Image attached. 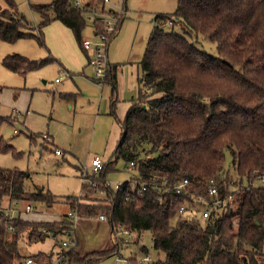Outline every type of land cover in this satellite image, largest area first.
<instances>
[{"label":"trees","instance_id":"trees-1","mask_svg":"<svg viewBox=\"0 0 264 264\" xmlns=\"http://www.w3.org/2000/svg\"><path fill=\"white\" fill-rule=\"evenodd\" d=\"M7 1L10 7L0 9V43L35 37L44 44L43 28L59 20L87 51L85 16L72 7V0L33 5L43 17L38 28L16 11L14 0ZM92 2L93 8L106 10L104 0ZM169 19L181 32L158 24ZM94 24L96 33L104 31L100 21ZM204 41L216 44L217 52L205 49ZM49 62L20 54L3 60L24 75ZM141 66L140 93L119 119L120 139L99 179L117 170L120 161L127 170L134 162L129 170L135 174L116 190L84 182V196L67 199L71 209L78 216L104 214L112 233L140 237L150 231L155 248L165 254L158 264H264V183L259 182L264 175V0H178L173 14L156 17ZM114 69L110 66L103 84L115 78ZM142 151L158 155L142 158ZM227 153L237 163V182L225 168ZM28 177L23 170L0 167V200L8 196L52 205L56 196L40 187L28 189ZM184 180L188 182L177 191ZM212 181L221 197H233V204L202 220L192 202L197 196L210 198ZM93 188L104 190L105 198H90ZM182 205L187 208L180 214ZM0 220V264L29 256L19 250L21 238L32 243L73 230L68 215L57 221L10 220L0 212ZM62 251L67 264H94L117 246L84 256L76 248L62 246ZM30 256L41 264L54 259L43 252Z\"/></svg>","mask_w":264,"mask_h":264},{"label":"rangeland","instance_id":"rangeland-1","mask_svg":"<svg viewBox=\"0 0 264 264\" xmlns=\"http://www.w3.org/2000/svg\"><path fill=\"white\" fill-rule=\"evenodd\" d=\"M51 1L14 0L16 11L36 28L43 17L32 6ZM177 2L126 0L125 17L117 35L108 44V61L117 64L116 90L110 82L103 84V79L99 81L90 66H86V55L72 29H66L70 33L68 37L59 33L55 24L64 26L60 21H53L43 28L44 44L35 37L0 43V167L27 172L28 189L40 187L56 196L55 202L49 206L33 202L34 209L23 213L24 217L33 221H56L69 215L73 210L67 202L68 197L84 196L83 184L87 180L81 173L82 167L90 165L95 155L101 156L104 162L109 161L120 139L119 119H124L130 106L129 100L137 97L142 87L141 61L156 17L173 14ZM123 5V0H111L107 6L121 12ZM9 7L7 0H0V9ZM89 17L85 19L82 37L92 42V48L88 50L92 58L95 43H99L100 38L96 35L93 19ZM163 27L168 31L181 32L179 26ZM203 47L211 53L217 52L216 44L210 41H204ZM10 54L50 62L24 75L3 64L4 58ZM71 66L75 69L69 68ZM61 92L72 96L71 103L61 96ZM116 92L119 100L114 101L117 105L113 109L111 97ZM31 133L35 134L34 138L30 137ZM44 134L50 139H44ZM58 150L61 154L56 153ZM140 155L142 158L154 157L158 152L147 154L142 151ZM225 168L231 180L237 182V163L230 153H227ZM134 174V171L125 169L124 162L120 161L118 169L108 172L105 180L116 190ZM102 183L98 178L97 185ZM92 190L88 192L90 198H105L104 190ZM26 203L20 202L17 209L23 212ZM9 207L14 205L8 196H4L0 200V208ZM111 231L110 222L99 219L98 215L77 216L71 232H61L56 237L49 235L43 241L32 243L27 237L21 238L19 250L23 255L52 254L55 259L62 249V241H67L69 246L63 248H76L82 256L117 246L115 253L94 264H158L165 258L164 252L155 248L150 231L143 232L140 237L121 231L116 240L112 239ZM147 256L150 260H145Z\"/></svg>","mask_w":264,"mask_h":264},{"label":"built area","instance_id":"built-area-1","mask_svg":"<svg viewBox=\"0 0 264 264\" xmlns=\"http://www.w3.org/2000/svg\"><path fill=\"white\" fill-rule=\"evenodd\" d=\"M111 0H104L105 6L110 3ZM92 0H72V7L80 10L83 12L85 19L88 16H91L89 18L93 19V22L100 21L103 25V32H98L96 35L100 38L99 43H95V52L94 56L92 58H89V66L92 69L94 75L97 77L99 81L107 76L108 71L110 70V63L108 61V44L111 40V36L115 31L117 30V24L121 19H124L126 14V8H125V0H123L124 5L122 6L121 12L115 11L111 7H105V11L103 8H93ZM117 20V23L115 22ZM158 24L169 25L170 27H175V21L173 19H169L166 21H158ZM179 27H181L179 25ZM84 47L88 51L92 48V42L89 40H84ZM44 139H49V136L44 134ZM57 154H61V152L58 150L56 151ZM134 166V162H131L129 165V169H131ZM105 168V162L103 161L102 157L99 155H95L91 158L90 165L83 166L81 169V173L83 175V178L87 180V183L92 186H97V179L100 176V173ZM103 183H105V186H108L109 184L106 182L105 179H101ZM188 182L187 180H184V182L180 183L175 187L177 191L182 190L183 186ZM264 183V175L260 177V181ZM256 182L250 183V186H255ZM145 189V187H143ZM209 195L210 198H206L204 196H197L196 199L192 202V211H194L197 214H200V219L207 220L210 218L214 212H222L224 209L228 207V205L233 204V197L229 198H223L219 194V189L217 184L212 181V184L209 188ZM20 200H14L12 201V204L14 207H9L8 209H1L0 212H2L5 216H7L10 220L14 219L16 217L23 216V213L31 212L34 209V204L32 201H26L25 209L23 212L17 209V205L20 204ZM187 207L181 206L179 209V213L183 214L184 210ZM17 212L19 214H17ZM78 214L76 211L70 212L68 217L70 220H72V226L73 230L75 227V219L77 218ZM99 219L101 220H108L107 217L104 214H100ZM2 222L0 220V226ZM47 233H50L49 230H46ZM71 232V231H69ZM121 231H117L115 233H112V239L116 240L118 236H120ZM126 232V231H125ZM128 233V232H126ZM129 234V233H128ZM62 246L67 247L69 246V243L67 241H62ZM145 260H150V257H146ZM144 260V261H145ZM66 254L61 251L57 254L56 258L53 259L51 264H67ZM15 264H41L38 260H36L32 256H26L23 259L15 262Z\"/></svg>","mask_w":264,"mask_h":264},{"label":"crops","instance_id":"crops-1","mask_svg":"<svg viewBox=\"0 0 264 264\" xmlns=\"http://www.w3.org/2000/svg\"><path fill=\"white\" fill-rule=\"evenodd\" d=\"M55 21H57V22H59V20H55ZM57 22H55V23H57ZM60 23H62L61 21H60ZM63 24V23H62ZM56 25V27L59 29V33L60 34H62V35H64L65 37H68V35L70 34L69 32H68V30H66L67 28L69 29V27H67V26H65L64 24V26H59L58 24H55ZM70 38V37H69ZM77 40V39H76ZM70 43V42H69ZM79 45V44H78ZM80 47V46H79ZM69 48H70V45H69ZM81 48V47H80ZM81 50H83V49H81ZM83 52L85 53V55H86V60H85V64H86V66H89V58H90V56L88 55V51H85V50H83ZM110 62V61H109ZM110 66H112V67H114L115 69V71H114V74H115V78L110 82L112 85H113V88H114V90H116V85H117V83H116V81H117V64H112V63H110ZM63 67H65L64 65H63ZM69 68H73V69H75V66H71V67H69ZM68 70V69H67ZM69 71V70H68ZM70 72V71H69ZM61 93H63V92H61ZM60 93V94H61ZM69 94V93H68ZM62 96V95H61ZM136 98V97H135ZM116 99H117V101L119 100L118 99V96H117V92L116 93H113V96L111 97V100H112V108L113 109H115V107H116V103L114 102V101H116ZM134 99V98H133ZM67 100H68V102L69 103H71V98H67ZM131 100V99H130ZM129 100V101H130ZM130 104V103H129ZM31 134H34V133H31ZM35 135V134H34ZM49 139H50V136H49ZM49 139H46V140H49ZM115 150V149H114ZM106 163V162H105ZM22 218L23 219H27V220H31V219H28V218H26V217H24V216H22ZM34 220V219H33ZM58 220H61V219H58ZM57 221V220H56Z\"/></svg>","mask_w":264,"mask_h":264}]
</instances>
